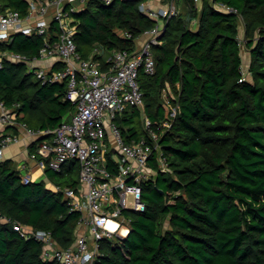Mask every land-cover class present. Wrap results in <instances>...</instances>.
Listing matches in <instances>:
<instances>
[{
	"label": "trees",
	"instance_id": "trees-1",
	"mask_svg": "<svg viewBox=\"0 0 264 264\" xmlns=\"http://www.w3.org/2000/svg\"><path fill=\"white\" fill-rule=\"evenodd\" d=\"M145 1L86 0L71 13L77 51L85 58L94 47L132 51L159 21L141 8ZM178 1L182 10L164 23L152 46L155 73L138 77L153 129L165 120L163 91L179 107L158 140L169 169L159 171L152 161L155 177L140 183L144 210L123 211L128 234L100 239L95 264H264V0H200V7ZM28 7L29 0H0V11L26 15ZM240 23L250 55L244 79ZM57 34L52 22L51 39ZM42 45V36L14 33L0 41V51L32 58ZM66 91V81L42 84L25 63L2 62L0 102L33 130H52L69 118L75 103ZM114 122L127 142L147 136L138 108ZM35 149L32 144L29 151ZM45 173L47 181L24 183L15 163L1 160L0 212L50 231L67 248L80 213L70 209L63 189L78 187L79 163L70 159ZM41 251L33 237L0 222V264H55Z\"/></svg>",
	"mask_w": 264,
	"mask_h": 264
},
{
	"label": "built area",
	"instance_id": "built-area-1",
	"mask_svg": "<svg viewBox=\"0 0 264 264\" xmlns=\"http://www.w3.org/2000/svg\"><path fill=\"white\" fill-rule=\"evenodd\" d=\"M110 4L112 0H99ZM141 8L159 20L145 31L143 42L132 51L122 49L108 52L94 47L88 57L76 49L72 12L84 7L86 0H29L26 15L8 8L0 11V41H9L14 33L36 34L43 37L38 55L27 58L21 54L0 51V68L4 59L22 62L29 73L42 84L67 82L66 97L75 103L74 112L55 129L33 130L16 120L17 113L0 102V126L16 127L36 145L30 157L45 170L59 171L67 160L79 163V185L63 189L71 210L80 213L76 237L72 245L60 247L48 230L20 224L0 212V222L10 223L25 238L33 237L42 246L41 258L55 264H95L99 240L104 237H124L128 234L129 218L124 210L142 211L140 183L154 178L157 170L168 171L159 138L179 107L163 94L165 117L162 127L152 128L142 110L143 92L140 72L153 75L156 64L152 46L158 43L164 23L176 13V1L170 0L162 9ZM198 3L200 0H194ZM219 8H228L219 5ZM55 22L58 34L51 39L50 27ZM101 61L106 64L102 67ZM244 77H246L243 71ZM16 105L15 107H17ZM131 108L140 110V121L147 136L125 141L114 117ZM19 131L0 135V159L5 148L20 140ZM27 183L30 178L22 176ZM52 190L59 188L50 184Z\"/></svg>",
	"mask_w": 264,
	"mask_h": 264
},
{
	"label": "crops",
	"instance_id": "crops-1",
	"mask_svg": "<svg viewBox=\"0 0 264 264\" xmlns=\"http://www.w3.org/2000/svg\"><path fill=\"white\" fill-rule=\"evenodd\" d=\"M147 7L150 9L158 10L164 8L165 3H163L162 0H149L147 1ZM144 38L145 37L141 35L136 39V47L143 42ZM9 131L10 130H7V128L2 129L0 126V135L7 134L9 133ZM19 134L21 135L20 140L18 142L9 144L5 148L3 157L0 159V161L11 159L15 163V166L17 170H19L21 176L29 177L30 181H47L45 170H42L37 165V162L30 157V146H28L29 140L26 138V135H24V133L20 130Z\"/></svg>",
	"mask_w": 264,
	"mask_h": 264
},
{
	"label": "rangeland",
	"instance_id": "rangeland-1",
	"mask_svg": "<svg viewBox=\"0 0 264 264\" xmlns=\"http://www.w3.org/2000/svg\"><path fill=\"white\" fill-rule=\"evenodd\" d=\"M178 1V0H177ZM176 1V11H180L182 10V6L181 3L178 1ZM197 6L200 7L201 6V1H199L197 3ZM240 29H241V34H240V38H241V57H242V69L245 72V74H248V66H249V60H250V55H249V51L245 46V43L243 41V34H242V23H240ZM163 94H165L167 97L170 96V92L168 90L163 91ZM170 98V97H169ZM49 186V183L47 184Z\"/></svg>",
	"mask_w": 264,
	"mask_h": 264
}]
</instances>
